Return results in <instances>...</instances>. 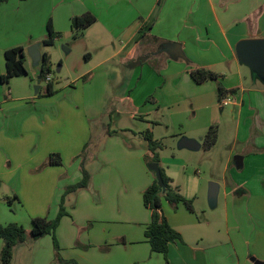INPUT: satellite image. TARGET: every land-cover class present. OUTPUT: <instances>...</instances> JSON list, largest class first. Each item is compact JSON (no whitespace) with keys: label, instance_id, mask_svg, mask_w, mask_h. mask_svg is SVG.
Returning <instances> with one entry per match:
<instances>
[{"label":"crops","instance_id":"crops-1","mask_svg":"<svg viewBox=\"0 0 264 264\" xmlns=\"http://www.w3.org/2000/svg\"><path fill=\"white\" fill-rule=\"evenodd\" d=\"M38 7L35 0L0 2V75L6 48L25 41L40 48L48 18L62 33L71 18L88 11L100 24L98 36L107 35L111 48L103 46L106 56L78 76L76 84L71 81L50 95L0 82L5 86L0 88V224L16 222L30 229L34 216L53 218L64 187L81 178L75 157L86 143V151L99 152L95 161L88 157V186L64 196L68 215L55 230L61 257L78 264H264V80L251 69L250 77H243L234 49L241 39L264 38V0H41V14ZM33 21L41 23L38 40ZM133 55H144L145 61L132 66L130 74L123 72V108L109 110L114 132L108 135L98 119L104 114L109 79L118 72L104 64L110 59L126 63ZM190 66L208 68L226 88L236 89L227 104L236 129L223 162L221 215L212 211L202 217L193 207L178 203L173 209L162 200L169 225L181 236L168 244L164 258L150 250L144 236L149 211L142 191L153 173L144 160L148 150L141 133L148 128L159 141L164 130L178 140H195L200 149L206 127L213 119L219 125V116H213L220 106L215 82H194ZM120 115L129 123L119 124ZM97 121L102 129L93 134ZM51 152L59 153L61 164H46ZM234 155L241 156L239 168ZM175 157L159 156L172 184L176 162L182 167L191 158ZM216 179L215 200L208 201L212 209L220 194ZM13 194L18 200L9 206L4 198ZM51 248L50 235L18 244L10 264H54ZM21 252L26 259H13Z\"/></svg>","mask_w":264,"mask_h":264},{"label":"rangeland","instance_id":"rangeland-1","mask_svg":"<svg viewBox=\"0 0 264 264\" xmlns=\"http://www.w3.org/2000/svg\"><path fill=\"white\" fill-rule=\"evenodd\" d=\"M34 5V4H33ZM35 5L40 6L39 11L41 14V0H35ZM88 12V11H85ZM84 13V12H83ZM82 13V14H83ZM81 15V14H79ZM41 19V17H40ZM72 20V18H71ZM33 27H35V31L39 32L36 33L34 39L38 40V38H41V23H37L33 21ZM73 23V22H72ZM72 23H70V27L64 30L62 33L57 32V39L55 40L53 45H43L40 43L39 52L45 51L49 54V77L52 82L53 88H59L65 85H68L71 81H73L74 84H76V78L80 76L81 74L87 72V70L91 69L92 66L100 60V58L106 56L105 51H102L103 46L104 49L108 50V48H111V40L105 39L107 35L102 34L104 36L103 38H100L101 36H98V32L101 29L99 23H94V21L88 25L87 27L83 29H76L74 26H72ZM72 26V28H71ZM55 31V30H54ZM34 40V41H36ZM104 41L103 44L101 42ZM28 41H25L22 43L23 47L27 48L33 44H28ZM25 49V55H24V67L27 71L25 75L15 76L9 79V83H7V88L17 89V90H28V92L35 93L36 91V85H38V88L40 91L45 87V80L40 79V82L37 84V79L39 76L40 67L39 64H34L30 57L27 55ZM89 54L90 58H87L86 54ZM143 54V53H142ZM88 56V57H89ZM139 56L144 58V55H133L131 58L127 59L128 62H136V60H139ZM136 58V60H135ZM104 65L114 68L116 72H118V76L114 77L111 75L109 79V84L107 85V97L105 98V102L103 104L104 110H103V116H101L98 121L101 120V125L103 124L105 128L108 124H110V120L112 119V115L109 113V110L112 107H115L119 109V106L121 105L120 96L122 95V76L125 77L123 72L126 74H130L132 67L127 68V64L116 62L114 59H110L107 61ZM242 74L243 77H250L249 75V67L242 65ZM252 73V72H251ZM127 78V77H126ZM247 83V81L245 82ZM10 85V86H9ZM5 88L4 85H1L0 88ZM6 88V90H7ZM151 95L147 96L145 101H149V98ZM218 104V103H217ZM123 106L121 105V109ZM220 106H216L215 110L213 111V116L218 115L219 116V125L217 120L213 119L211 121V124H217L218 126V136L217 141L215 145L209 149L206 150L202 142L201 148L199 150H186V149H179L177 147V140L175 137H172L170 135H165V131H163V136L159 139L160 148L157 149L158 156H163L164 158L170 160L172 157L176 155L180 156L183 154L190 155L191 158L187 159V161L182 162L181 165H179L176 162V167L174 168V171L176 172L175 177V184H172L173 186L177 187L179 192L181 194L187 193L189 198H191V204L193 209L197 211V214L200 216H206L212 211H215V213L221 215L218 211L221 210V201H222V168H223V162L224 158L228 153L229 145L231 144L232 138L234 136V131L236 129L235 122L231 120L230 114L228 111L232 108V105H226L222 107V112H219ZM209 111H205L202 113L205 117V120L209 117ZM120 113V112H119ZM201 114V115H202ZM123 115L119 116V120L123 124V121L126 122V124L129 123L128 118L126 117L125 120H123ZM115 118V116L113 117ZM118 120V121H119ZM98 121L92 125V131L93 134L102 128L98 125ZM114 121H117V118L114 119ZM209 126L206 127L205 132L207 131ZM203 129H201L202 131ZM87 146V145H86ZM85 148L83 152H79L78 155L75 158H83L84 160V168L88 171L87 164L89 163V158L92 157V160L95 161L96 155L99 152L94 151L93 153H89ZM82 150V149H81ZM147 155V153L145 154ZM235 156V155H234ZM89 157V158H88ZM175 157V158H176ZM75 158L71 159L72 161L75 160ZM80 160L78 162V167L80 170ZM96 163V162H94ZM210 170H213L215 172V175L210 174ZM188 175H191L188 177ZM216 176L219 178V184H220V194L217 197L216 205L212 209L209 206V202L207 199L208 196V189L210 183L217 184ZM64 190V189H63ZM6 205V204H5ZM49 207V204H47L46 208ZM202 210H205V213H201ZM48 211V209H47ZM46 211V213H47ZM45 213V214H46ZM88 223L85 224V227H87ZM84 227V228H85ZM25 228V227H24ZM30 246V244H29ZM28 246V247H29ZM51 253L53 254V249L51 248ZM13 259H26L23 258L22 252L18 253L16 255H13Z\"/></svg>","mask_w":264,"mask_h":264},{"label":"trees","instance_id":"trees-1","mask_svg":"<svg viewBox=\"0 0 264 264\" xmlns=\"http://www.w3.org/2000/svg\"><path fill=\"white\" fill-rule=\"evenodd\" d=\"M6 0H0L4 2ZM95 20L94 16L89 12H84L81 15L72 18L71 23L76 29L80 30L90 25ZM71 26V28H72ZM46 37L42 39L41 44L53 45V40L57 37L56 31L52 27L51 18H48L45 24ZM142 33L137 37L136 41L142 37ZM4 58V73L0 75L1 83H8L9 79L15 76L25 75L27 73L24 67V54L23 47L21 45L12 46L6 48L3 52ZM136 60V58H135ZM145 61V57L139 56V60L136 62H128V66L132 67L139 65ZM39 77L44 79L49 74V54L47 52L42 53V59L39 62ZM190 78L196 82L201 83L206 80H213L216 85V99L219 102L222 98L232 96L236 91L235 88H226L220 81L221 76L214 71L199 66H190L188 69ZM82 80L86 79V76L81 77ZM42 95H50L55 92L51 80L45 83V87L40 91ZM39 92V94H40ZM150 98V97H149ZM107 127V134L110 135L114 131ZM216 124H211L205 132L202 140L204 148L211 147L216 140L217 130ZM142 137L147 142V155L144 156L145 163L155 162L158 164L159 173L161 177V185L157 184L153 173V179L149 185H147L142 191V203L143 206L149 211V222L145 226L144 236L149 243L150 250L152 252H159L166 258L168 244L174 241H180V233L173 229L166 216L163 213L161 202L165 200L170 206L175 209L178 203H183L188 210H192L191 199L185 198L178 190L177 187L172 185L171 178L166 174L164 168L159 165V156L157 149L160 148L158 140L153 139L151 130L146 128L142 133ZM86 148V143L83 145L81 152ZM47 165H59L61 164V157L57 152L49 153L46 161ZM80 172L81 178L72 184L64 187L63 193L58 203V210L56 215L48 219L44 216H34L31 218V228L26 229L21 224L16 222H8L6 224H0V264H10L13 254V249L16 245L36 240L44 235H50L51 244L53 249V262L54 264H78L73 259H64L60 255V246L55 236V230L60 222V219L64 215H68L64 207V196L67 193L77 191L78 189L86 188L90 182V174L84 168V160H80ZM7 205L11 206L12 202L18 200V197L13 194L10 197L4 198ZM89 226V223L87 227ZM77 245L85 249L88 245Z\"/></svg>","mask_w":264,"mask_h":264},{"label":"water","instance_id":"water-1","mask_svg":"<svg viewBox=\"0 0 264 264\" xmlns=\"http://www.w3.org/2000/svg\"><path fill=\"white\" fill-rule=\"evenodd\" d=\"M235 54L239 63L249 67L255 75L264 80V38H246L241 39L235 44ZM27 55L30 57L34 64H38L42 59V54L39 52V43L31 44L27 50ZM40 82V77L38 76L37 84ZM36 91L38 90V85H36ZM178 148H187L189 150H197L200 145L193 139H187L182 137L177 142ZM235 167L239 168L241 166V156L235 155L234 157ZM147 168L154 173L155 179L158 185H161V177L159 173L158 164L155 162L147 163ZM217 193V184L210 183L208 189L207 199L209 202L215 200Z\"/></svg>","mask_w":264,"mask_h":264},{"label":"built area","instance_id":"built-area-1","mask_svg":"<svg viewBox=\"0 0 264 264\" xmlns=\"http://www.w3.org/2000/svg\"><path fill=\"white\" fill-rule=\"evenodd\" d=\"M50 80L49 74L46 75L45 77V82H48ZM230 102V98L229 97H224L222 98L218 103L220 106H225Z\"/></svg>","mask_w":264,"mask_h":264}]
</instances>
